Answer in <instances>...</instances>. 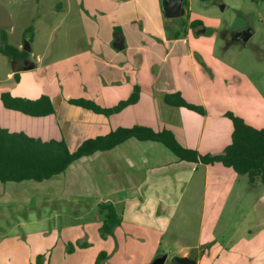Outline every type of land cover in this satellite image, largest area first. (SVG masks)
Instances as JSON below:
<instances>
[{
  "label": "rangeland",
  "instance_id": "rangeland-1",
  "mask_svg": "<svg viewBox=\"0 0 264 264\" xmlns=\"http://www.w3.org/2000/svg\"><path fill=\"white\" fill-rule=\"evenodd\" d=\"M186 1L188 17L203 23L193 33L203 30L200 36L208 39L195 41L197 35L193 34L185 37V14L165 18L161 0L158 5L155 0H0L11 18V24L1 26L0 32L7 31V41L12 45L28 43L26 62L36 61L43 71H50L63 86L69 84L77 93L84 90L78 85L89 84L94 77L105 81L108 66L101 57L104 50L115 52L122 60L131 53L132 45L138 43L151 50L154 44L157 55L150 52L149 61L162 66L161 79L168 89L191 83L202 93L226 95L230 102L247 108L250 125L264 128V0ZM114 25H120L128 48L116 51L109 44ZM245 26L252 28V35L244 44L227 41L231 32ZM173 30L181 33L177 41ZM118 66L122 67L116 69L123 73L126 64ZM11 67L10 58L0 53V82H11L7 77ZM190 95L182 97L199 104L198 92ZM257 110L261 116L256 115ZM238 178L214 225L218 240L231 242L232 235L237 239L259 222L264 225V216L257 218L264 212V202L259 203L264 184L258 179L250 182L246 174H238ZM197 180L196 173L175 207L169 230L153 249L152 259L164 253L163 264H177V247L195 239L200 211ZM92 204L54 200L46 205L34 198L28 201L24 193L18 200H0V264H96V259L98 264H113L132 257L119 246L116 230L120 227L101 231L104 212ZM100 253L104 256L99 258ZM137 256V252L133 254Z\"/></svg>",
  "mask_w": 264,
  "mask_h": 264
},
{
  "label": "crops",
  "instance_id": "crops-1",
  "mask_svg": "<svg viewBox=\"0 0 264 264\" xmlns=\"http://www.w3.org/2000/svg\"><path fill=\"white\" fill-rule=\"evenodd\" d=\"M159 1L155 0V4L158 5ZM191 20L194 19L188 17L186 21ZM115 27L119 30L114 31L109 44L114 48L112 43L117 36L123 38L124 48H128L120 25H114L113 30ZM187 34L197 35L195 41L206 38L200 36L204 31L194 34L191 28L187 29L185 37ZM16 46L22 49V43ZM132 47L131 53L122 60L115 52L104 50L101 57L108 66L105 81L94 77L93 82L77 86L84 89L79 93L68 87L69 84L63 86L56 75L43 71L36 61L28 59L26 62L23 58L17 64L16 60H11L12 67L7 72L11 82H0V91L7 90L14 96L31 99L48 95L54 112L45 116L27 115L5 107L0 99V128L14 144L36 146L45 153H53L61 151L62 147L73 152L83 141L106 135L118 127L144 125L156 131L169 129L181 145L205 154L220 153L231 142L232 122L225 116L226 111H232L251 123L247 118L249 113H245L247 108L230 102L226 95L220 97L210 91L202 93L196 84L191 83L183 84V87L173 84L174 87L168 89L163 83L165 80L161 79L162 66L149 61V53L157 55V47L152 44L151 50H145L138 43ZM118 58L120 61L116 62V67L126 64L123 73L113 65ZM14 74H18V80L14 79ZM134 86L139 87L136 102L109 115L68 102L70 98H89L103 107H111L128 98ZM176 91L186 98H190V93L198 92L197 102L205 113L167 104L165 94ZM261 114L257 110L256 115ZM196 173L200 201L198 227L190 244L177 247L179 256L191 257L196 264H264V225L261 226V222L254 227L256 232L254 228H248L237 239L232 235L231 242L230 239L218 240L214 234V225L223 213L233 181L239 179L238 174L219 163L211 165L179 160L157 141L130 137L111 148L81 156L63 172L41 181H0V200H18L24 193L28 201L34 198L46 205L54 200H79L93 202V207L98 209L99 203L110 202L121 215L117 226L120 228L116 230L119 246L125 248L127 254H132L124 260L113 261V264H147L151 262L163 234L169 230L175 207ZM259 201L264 202V193ZM261 216L264 212H260L257 218ZM236 231H232L233 234ZM136 252L138 256L134 258Z\"/></svg>",
  "mask_w": 264,
  "mask_h": 264
},
{
  "label": "trees",
  "instance_id": "trees-1",
  "mask_svg": "<svg viewBox=\"0 0 264 264\" xmlns=\"http://www.w3.org/2000/svg\"><path fill=\"white\" fill-rule=\"evenodd\" d=\"M183 4L187 6V1L184 0ZM185 17L188 19V10ZM187 19L182 22V34L184 35L187 33L188 28L194 30L203 25L199 19L190 22H187ZM118 30L117 27L114 28V31ZM180 35V31H175V38ZM7 39V31L2 30L0 32V53L6 55L12 61L27 57L25 50L8 43ZM14 79H19L18 74H14ZM138 95L139 87L134 86L128 98L120 100L111 107H103L89 98H70L68 102L96 113L109 115L119 112L128 104L136 102ZM0 99L5 107L27 115L45 116L54 112L51 98L44 94L31 99L14 96L9 91L4 90L0 91ZM164 101L172 106H184L198 113H205L203 106L186 101L178 91L166 93ZM225 116L232 122L231 142L220 153L205 154L181 145L169 129L156 131L144 125L118 127L106 135L83 141L73 152L68 151L66 147H62L61 151L53 153H45L36 146H27L21 143L14 144L5 131L0 128V181L18 182L28 179L41 181L63 172L72 161L81 156L89 155L96 150L111 148L127 138L134 137L139 140H151L164 144L179 160L211 165L219 163L232 168L238 174H246L250 182L258 179L264 184V128H256L250 125L242 116L232 111H226ZM60 144L62 145L61 142ZM98 209L104 212L100 228L102 232H110L120 225L121 215L112 203L101 202L98 204ZM98 256L100 258L104 256V253H100ZM96 264H98L97 259Z\"/></svg>",
  "mask_w": 264,
  "mask_h": 264
},
{
  "label": "water",
  "instance_id": "water-1",
  "mask_svg": "<svg viewBox=\"0 0 264 264\" xmlns=\"http://www.w3.org/2000/svg\"><path fill=\"white\" fill-rule=\"evenodd\" d=\"M184 0H161L160 6L163 16L168 19L181 17L185 14V7L183 4ZM11 24V18L6 8L0 3V27L9 26ZM252 35V28L250 26L238 29L235 33V41L245 43L248 38ZM114 48L121 50L124 48V41L121 37H114L113 40ZM22 49L29 51L30 47L28 43L22 45ZM28 66V68H31ZM166 259V254L156 256L150 264H163ZM177 264H196L195 260L188 256H176L174 258Z\"/></svg>",
  "mask_w": 264,
  "mask_h": 264
},
{
  "label": "flooded vegetation",
  "instance_id": "flooded-vegetation-1",
  "mask_svg": "<svg viewBox=\"0 0 264 264\" xmlns=\"http://www.w3.org/2000/svg\"><path fill=\"white\" fill-rule=\"evenodd\" d=\"M245 27H248V26H245ZM193 30V29H192ZM194 31H196V29H194ZM203 31V30H202ZM236 31H238V30H236ZM236 31H233V32H231V34H230V36L229 37H227L226 39H227V41H229V42H233V43H240V42H237V41H235V33H236ZM223 35V37H226V34H222Z\"/></svg>",
  "mask_w": 264,
  "mask_h": 264
}]
</instances>
